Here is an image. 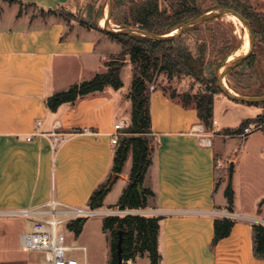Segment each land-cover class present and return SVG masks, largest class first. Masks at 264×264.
Segmentation results:
<instances>
[{
  "label": "crops",
  "instance_id": "1",
  "mask_svg": "<svg viewBox=\"0 0 264 264\" xmlns=\"http://www.w3.org/2000/svg\"><path fill=\"white\" fill-rule=\"evenodd\" d=\"M1 1L0 227L12 231L17 220L32 221L8 212L40 206L50 198L88 207L92 193L112 177L116 149L112 133L114 124L130 121L128 94L134 70L126 56L120 89L108 86L51 111L47 105L51 95L105 72V63L116 58L121 45L102 28L70 29L57 15L32 17L14 6L35 4L58 11L69 0H12V5ZM149 104L152 162L141 188L152 192L153 206L128 212L160 218V264H264L253 255L251 232L252 224L264 225V165H255L264 164V140L247 142L255 131L236 146L234 138L241 135H224L225 140L221 135L208 137L196 108L183 107L158 87L150 90ZM226 106L228 102L214 98L212 119L217 130L215 110ZM37 121L39 132L67 134V140L53 149L49 136L33 134ZM218 148L229 166L232 163L231 211L225 195L229 178L218 179ZM130 169L125 171L124 163L104 199L119 182L123 192ZM223 217L234 224L230 234L213 246L214 220ZM103 218L96 223L87 218L80 234L69 238V246L85 247V252L71 253L83 264H110ZM21 233L9 239L16 249L0 251V264H41L37 256L28 255L39 252L17 248ZM131 264H150V258L137 256Z\"/></svg>",
  "mask_w": 264,
  "mask_h": 264
},
{
  "label": "trees",
  "instance_id": "2",
  "mask_svg": "<svg viewBox=\"0 0 264 264\" xmlns=\"http://www.w3.org/2000/svg\"><path fill=\"white\" fill-rule=\"evenodd\" d=\"M198 2L199 0H176L175 4H170V14H166L165 10L159 8L158 0L135 1L129 7L127 17L118 20L116 23L119 25L118 29L136 27L157 35L168 34L190 20L206 13L200 12ZM246 3L247 0H216V5L220 8H230L245 16L251 25H256L257 31H260L261 35H263L264 14L260 15L249 12V6ZM27 5L37 8L35 4ZM38 9L47 15H57L56 10ZM199 25L189 30H193ZM102 31L120 43L121 51L116 58L105 63L107 68L105 72L97 73L89 80L73 84L67 89L51 95L48 98L47 105L51 111H56L63 103H74L79 98L102 91L105 87L110 86L114 89H120L123 86L120 71L125 57H129L134 70L128 94V98L132 104L130 124L122 130V134L119 136V144L116 146L114 152L112 177L107 183L101 184L92 193L89 207L99 208L102 205L105 195L113 185L117 174L122 171L124 163L129 153H131L132 163L129 182L121 193L116 207L119 210L143 209L147 206L148 197L152 195V192L146 188H142L141 194L137 190L138 185L142 187L144 175L152 162V149L148 138V135L151 133L149 104V86L151 81L159 73H167L169 78L178 73L186 74L193 76L197 80H201L206 69L211 67V64L206 62L202 48H197L194 55L189 48L180 46L177 40L158 41L136 34L113 33L107 32L104 29ZM226 59L227 57H225L223 62ZM254 59L255 54L251 53L245 61V65L251 64ZM255 72L263 76L262 71L259 69H255ZM232 76L233 74L231 73L230 77ZM215 82L216 89L221 92L217 86L216 78ZM160 89L170 99L181 104L183 107L196 108L198 118L204 127L210 126L214 101L212 91L202 94H181L178 92L168 93L165 88ZM251 96L261 95L254 93ZM263 118L264 115L247 118L235 129H226L225 134L241 135L249 124L259 122ZM225 195L228 201V210L231 211L233 189L230 177L225 189ZM86 220L87 218L77 219L68 224V229L75 235H79ZM159 220L160 218L157 216L138 214L105 216L102 220V230L108 235L110 241V264H124L125 260H132L137 256L145 254L150 258V264H160V254L158 251ZM233 224L234 221L228 217L214 220L213 246L220 239L230 234ZM120 231H122V251L121 260L119 261L117 241ZM251 232L253 255L258 259H264V225L260 223L252 224Z\"/></svg>",
  "mask_w": 264,
  "mask_h": 264
},
{
  "label": "rangeland",
  "instance_id": "3",
  "mask_svg": "<svg viewBox=\"0 0 264 264\" xmlns=\"http://www.w3.org/2000/svg\"><path fill=\"white\" fill-rule=\"evenodd\" d=\"M4 1L5 3H9L10 5H12L13 3L12 0ZM135 1L140 0H113V7L109 20L110 28H119V25L116 22L122 18L127 17L128 9ZM175 1L176 0H173V2L172 0H158L159 8L161 10H165L166 14H170V4H175ZM1 2L3 3V0ZM107 3L108 0H69L68 4L65 7H62L57 11V16H59V18H61L70 29L76 26H83L86 28L91 27L94 29L102 28L98 25V23L102 18H105ZM198 3L200 12H207L220 8L216 5V0H199ZM246 4L247 6H249V12L260 15L264 14V0H247ZM14 6L17 7L20 12H26L32 17L39 15H41L42 17L49 16L45 13L40 12L38 8L33 6H24L18 4H15ZM242 25L243 24L239 20H235L233 22L226 15H222L218 18L208 20L197 26L195 29L189 30L174 38L173 40H177V43L180 46L189 48V50L194 55L197 48H202V50H204L205 60L206 62H208V64H211V67L206 69V72L203 74L201 80H197L193 76L186 74L178 73L169 78L167 76V73H159L153 77L150 84L154 87L165 88L168 93L178 92L181 94H202L212 91L214 98L225 100L226 102H228V106L215 110V119L218 121L217 126L219 127V130H217L213 119L211 120L210 126L204 127L205 133L208 137H217L221 135L220 138L225 140L226 136L224 135H227L228 138H233L231 134H225V130L227 128L233 130L247 118H255L258 115H264V103L252 104L234 101L228 98L224 93L219 92L216 89L215 78L221 65L224 64L223 60L225 59V57L234 54V58L232 59L234 60L245 53L243 42L245 36H247L249 41V36L245 26ZM252 29L253 45L251 53L255 54V59L251 62L252 65H245V61L249 57L248 56L242 63L234 67L225 76L226 83L232 90V92L248 96H251L254 93L264 95V33L263 35H261L260 31H257L258 28L256 25H253ZM227 62L229 61L227 60L226 63ZM255 69H259L260 71H262L263 76L257 74L256 72L258 71L255 72ZM231 73L233 74L232 77H230ZM124 77L126 78V74ZM126 121L128 122V118L126 119ZM129 124L130 121L128 125ZM253 131H255V135L251 139H248L247 142L256 144L264 140V118L259 122H252L251 124H249L247 129L244 130V133L241 134L240 137L236 136L234 138V145L236 146L240 144L242 138ZM219 150L220 149L218 148V152H220ZM131 163L132 157L129 155L125 162V171H128L130 169ZM255 165H258L259 168L260 165L264 164L255 163ZM229 167L230 166L228 161L223 159L220 152L217 161L218 172L221 176L220 178H218L219 181L221 180V178L224 180H228ZM120 185L121 183L119 182L118 185L107 195L104 201H102L103 204L101 206H103V208L115 207L112 209V211L119 210L116 207V204L122 193L119 188ZM148 200L149 201L147 203V206L144 209H150L153 206L150 196L148 197ZM119 215L124 216V213H121ZM93 218V222L96 223L98 221H101L102 216H95ZM31 225V223L25 224L23 220H17L15 227L12 230L13 232L11 230L10 232L8 227H0V251L5 252L9 249H16V247L9 242V239L22 231H30ZM74 235L75 234L69 229L66 230L67 244L70 243L69 238L74 237ZM18 247L19 243L17 245V248ZM75 252L76 250H71L69 253L71 254ZM28 255L32 257L37 256L38 258L36 257V259H38V261H43L44 258L43 252H39L36 254L29 253Z\"/></svg>",
  "mask_w": 264,
  "mask_h": 264
},
{
  "label": "built area",
  "instance_id": "4",
  "mask_svg": "<svg viewBox=\"0 0 264 264\" xmlns=\"http://www.w3.org/2000/svg\"><path fill=\"white\" fill-rule=\"evenodd\" d=\"M154 89L153 85L149 86ZM215 123V121H214ZM40 121L36 122V130L33 134L49 136L51 138L52 148L56 149L67 140V134L39 132ZM128 126L125 120L114 124L112 133V145L119 144V136L122 130ZM32 134V135H33ZM28 137V139H30ZM118 213V214H117ZM124 215L129 212L126 210H100L99 208L73 207L62 203L54 198L40 206L25 208L17 211L8 212L9 216H18L30 219L32 221L31 230L23 232L19 236V248L26 252H43L44 258L41 264H83L69 253L71 250H81L85 252V247H71L66 242V230L71 222L94 216ZM124 264H131V259L125 260Z\"/></svg>",
  "mask_w": 264,
  "mask_h": 264
},
{
  "label": "water",
  "instance_id": "5",
  "mask_svg": "<svg viewBox=\"0 0 264 264\" xmlns=\"http://www.w3.org/2000/svg\"><path fill=\"white\" fill-rule=\"evenodd\" d=\"M112 7H113V0H108L107 3V13L104 18V26L102 29H104L107 32H113V33H127V34H136V35H141L145 36L154 40L158 41H167L174 39L181 34H183L185 31L189 30L190 28L199 25L201 23H204L208 20L218 18L222 15H234L235 17L238 18V20L245 26L246 30L248 31V36H249V49L247 52H245L242 56H239L238 58L234 60H228L229 56L225 60L224 64L221 65L220 69L218 70V73L216 75L217 79V86L221 90L222 93H224L228 98L234 100V101H239V102H246V103H263L264 102V95L261 96H248V95H240L235 92H232L230 89L227 88V86L224 84V79L225 76L237 65L242 63L251 53L252 51V45H253V29L252 25L249 22V20L243 16L242 14L230 9V8H218L215 10H210L207 11L206 13L200 15L197 18H194L190 20L189 22L181 25L177 29H175L174 33L170 32L168 34H153L147 31H144L142 29L136 28V27H128V28H122V29H116V28H110L109 26V20L112 12ZM229 61L226 63V61ZM232 168V163L230 164L229 170ZM138 192L141 194L142 193V188L140 185L137 186ZM121 243H122V231L119 232V238L117 241V255L119 258V261L121 260Z\"/></svg>",
  "mask_w": 264,
  "mask_h": 264
},
{
  "label": "bare ground",
  "instance_id": "6",
  "mask_svg": "<svg viewBox=\"0 0 264 264\" xmlns=\"http://www.w3.org/2000/svg\"><path fill=\"white\" fill-rule=\"evenodd\" d=\"M106 13H107V9H106ZM226 16L229 17L233 22H234L235 20H238V18L235 17L234 15H226ZM98 25H99L100 27H103V26H104V18H102L101 21H99ZM242 26H243V25H242ZM240 28H241V27H240ZM174 32H175V31H172V33H174ZM243 44H244V45H243L244 51H245V52L248 51V49H249V41H248L247 36H245ZM233 55H234V54H231V55L229 56L228 60H232V59L234 58ZM225 79H226V78H225ZM225 79H224V84L227 86L228 89H230V88L228 87V85H227ZM230 90H231V89H230ZM231 91H232V90H231Z\"/></svg>",
  "mask_w": 264,
  "mask_h": 264
}]
</instances>
